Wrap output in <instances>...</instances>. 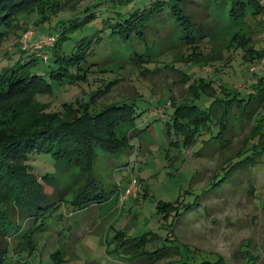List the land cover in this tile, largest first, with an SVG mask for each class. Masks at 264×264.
Wrapping results in <instances>:
<instances>
[{"label":"rangeland","instance_id":"obj_1","mask_svg":"<svg viewBox=\"0 0 264 264\" xmlns=\"http://www.w3.org/2000/svg\"><path fill=\"white\" fill-rule=\"evenodd\" d=\"M212 7L202 5L195 11L203 22L202 33H208L195 45L181 41L180 29L170 39H151L153 48H147L148 44L140 39L131 47L132 43H122L117 36L102 32L106 36L100 45L99 61L87 76L72 83L54 84L52 92L40 96L56 107L65 101H90L95 93L92 110L113 102L133 103L138 114L130 127L134 152L111 154L98 148L92 176L108 199L77 213H71L68 201L62 202V218L51 222L56 231L36 232L30 243L0 238V246L12 248L7 260L13 264H138L131 263L129 239L145 236L142 248L162 251L152 264H264V154L255 166L246 167L244 173L235 171L221 187L203 194L211 181L221 175L218 170L228 157L242 149L252 122L241 127L238 120L230 132L224 130L222 137L214 139L217 148L177 147L167 134L166 121L173 105L193 98L195 75L217 80L211 82L217 88L224 81L242 91L256 82L257 76H264V56L260 58V53L246 45L253 43L255 49L264 48V13L247 23L231 21L213 10L207 15ZM73 13L67 8L52 15L50 21L40 23L36 12L21 11L18 17L25 27H35L34 40H38L48 33L49 27ZM103 22L100 18L98 28L103 27ZM73 42L72 38L64 41L67 53ZM19 43L21 37L13 35L0 49L19 51ZM239 45L246 49V57L254 61H244L245 50ZM134 51L142 55H135ZM204 56L215 60L197 62ZM52 58L51 53L49 61L40 59L32 70H51L50 65L58 64ZM209 99L202 95L198 101L205 106ZM122 128L128 134L122 124L118 134H122ZM220 138L224 144L219 143ZM37 156L38 171L45 169L44 173L55 174L65 184L74 182V193L67 199L79 194L91 178L90 172L83 175L73 166L57 173L50 154ZM133 179L137 182L129 192ZM44 185L52 191L47 181ZM198 194L202 195L201 200L196 199ZM190 203L194 207L188 210ZM56 251L60 255L52 256Z\"/></svg>","mask_w":264,"mask_h":264},{"label":"trees","instance_id":"obj_2","mask_svg":"<svg viewBox=\"0 0 264 264\" xmlns=\"http://www.w3.org/2000/svg\"><path fill=\"white\" fill-rule=\"evenodd\" d=\"M85 1L0 0V47L13 35L21 37V30H26L18 17L21 11L36 12L37 23L50 21L52 15L67 8L75 11L72 16L49 27L48 33L39 38L56 36L55 44L44 52L33 46L25 49L22 43H19V51L8 47L5 51L0 49L1 239L18 241V244L30 243L33 234L51 230L54 226L52 220L62 218L59 210L64 201L70 203L71 213H77L107 200V193L92 176L97 149L102 148L111 154L125 150L134 152L130 127L138 114L133 103L113 102L92 110L95 93L90 101H65L56 107L40 98L46 92H52L54 84L72 83L87 76L92 65L99 61L100 45L106 36L102 32L107 31L109 37L117 36L122 43H132L131 47L140 39L144 45L148 44L147 48H153L151 39H170L180 29L181 41L195 45L198 39L208 34L202 33L203 22L195 14L202 5L213 6L207 15L213 10L217 15H227L231 21L250 23L264 13L263 0H208L207 3V0H90L79 8ZM100 18L104 21L102 28H98ZM70 38L74 45L67 53L63 43ZM246 45L247 49L260 53V58L264 56V48L255 49L253 43ZM238 47L245 50V62L254 61L246 57L243 46ZM51 53L57 65H50L52 69L48 71L32 70L40 59L49 61ZM134 53L142 55V52ZM213 60L211 56H204L197 62L210 63ZM194 79L197 81L191 85L194 87L193 98L173 105L167 118V134L172 144L185 148L198 146L199 150L215 147L214 139L222 137L224 130L230 132L238 120L241 127L252 122L242 149L223 163L222 169L218 170L221 175L203 190L205 194L225 184L235 171L240 169L244 173L246 167L255 166L263 158L264 76H257L256 82L246 86L245 91L230 87L224 81L217 88L211 83L217 80L196 75ZM202 95L210 98L205 106L198 101ZM6 102L9 104H3ZM121 124L127 127L128 134L122 132L123 128L122 134H118ZM219 141L224 144L222 138ZM41 153L54 158L57 173L66 172L72 166L78 167L83 175L90 172L91 178L85 188L72 199H67L70 193H74L71 191L74 182L65 184L55 174L44 173L45 169L38 171L36 160L39 158L37 154ZM44 181L52 186V191L45 189ZM201 198L202 195L198 194L196 199ZM192 204L186 208L193 209ZM144 240L145 236L129 239L132 244L127 250L133 254L131 263L146 261L152 264L162 255L158 249L146 251L142 248ZM11 250L10 246H0V264L14 263L7 260ZM56 254L60 255V251L53 252L52 256Z\"/></svg>","mask_w":264,"mask_h":264},{"label":"built area","instance_id":"obj_3","mask_svg":"<svg viewBox=\"0 0 264 264\" xmlns=\"http://www.w3.org/2000/svg\"><path fill=\"white\" fill-rule=\"evenodd\" d=\"M34 33H35V27L33 25H30L29 27H26V30L23 32L21 36V43L23 48H27L29 46H33L36 49L41 50L44 52L49 46H53L56 41V36L55 35H48L44 38L34 40ZM44 50V51H43ZM47 56V52H45ZM130 187H128L129 192L131 191L132 187L135 185L137 182L136 179H133L131 181Z\"/></svg>","mask_w":264,"mask_h":264}]
</instances>
